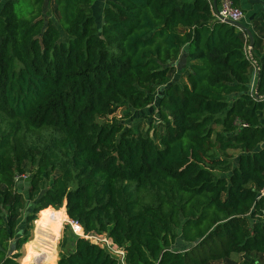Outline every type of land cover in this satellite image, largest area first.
Listing matches in <instances>:
<instances>
[{
	"label": "trees",
	"instance_id": "1",
	"mask_svg": "<svg viewBox=\"0 0 264 264\" xmlns=\"http://www.w3.org/2000/svg\"><path fill=\"white\" fill-rule=\"evenodd\" d=\"M52 1L64 36L46 0H0V264H20L39 213L42 228L70 219L107 233L127 264L264 254V50L249 58L213 0H106L100 26L96 0ZM180 59L183 84L171 80ZM157 91L159 136L99 121ZM229 149L235 165L219 156ZM21 174L34 203L18 228ZM58 247L51 264H121L70 223Z\"/></svg>",
	"mask_w": 264,
	"mask_h": 264
},
{
	"label": "rangeland",
	"instance_id": "2",
	"mask_svg": "<svg viewBox=\"0 0 264 264\" xmlns=\"http://www.w3.org/2000/svg\"><path fill=\"white\" fill-rule=\"evenodd\" d=\"M5 0H2L4 2ZM106 5V0H96L93 4V14L96 18V22L98 26L101 25V20L103 17L104 7ZM46 18L52 19L57 27L61 30L63 36L64 32L62 31L59 22L58 15L53 10V1L46 0ZM256 24V33L259 38V41L264 44V34L262 31V27L259 23V19L255 20ZM247 36V35H246ZM250 43L248 45V52L250 51ZM181 59L176 62L173 71L171 72V80L178 81L181 84L187 81L186 79V70L185 68L181 69L180 65ZM254 70V65H253ZM254 74V71H253ZM253 77V76H252ZM157 91L155 93L154 102L149 107L143 109H135L133 107L127 106L123 104L113 116H110L107 120L105 118H99V121L102 123H110L112 120L122 121L126 127L133 128L137 133L147 134L150 136L154 135L159 136L163 131L162 120L160 115V106H159V93ZM217 130H220L221 127H217ZM46 134V130L42 132H38L32 135V138L40 141L42 137ZM220 158H227L232 162L233 165L236 164L238 155L240 151L238 149H229L226 152L218 151ZM218 173L221 175H227L225 171L218 170ZM27 174H21L18 176L17 182L22 183L17 192L21 194L23 198V210L22 215L18 220V228L19 226H24L23 217L25 212L32 209L34 200L29 194L30 185L28 183ZM24 179V180H22ZM50 183V182H49ZM46 186V183H43L41 187ZM65 206V204H64ZM54 208V207H53ZM41 214L39 213L38 219L34 222V230L32 232V238L29 242H27L21 249L23 254L22 258L19 259V263L21 264V260L23 264H51L54 261V256L57 254L59 258V242L63 235V228L66 224H69V221L63 222L60 220H54L52 225H46L47 229L42 228L38 223L41 219ZM48 218V217H43ZM22 223V224H20ZM178 231V239L177 242L172 246V248H177L183 250L186 248L187 243L184 241L182 234L180 233V229ZM254 259L255 264H264V254L252 253L247 256L245 254L234 253L231 255L229 260L217 261L214 264H244L245 262H251Z\"/></svg>",
	"mask_w": 264,
	"mask_h": 264
},
{
	"label": "built area",
	"instance_id": "3",
	"mask_svg": "<svg viewBox=\"0 0 264 264\" xmlns=\"http://www.w3.org/2000/svg\"><path fill=\"white\" fill-rule=\"evenodd\" d=\"M212 9L215 18L221 22H227L228 20L241 22V20L244 18V12L242 8L237 6L234 0H220L219 6H217V8L215 9L214 5H212ZM248 55L249 58H251L250 52H248ZM253 65H254V74L251 82V91L253 92V95L256 96L255 83L260 68L255 61H253ZM69 223L74 233L89 240L92 243L98 244L101 247L106 248V250L110 254L118 258L121 264H127L126 251L123 248L118 247L113 241V239L107 233H102V234L97 232L86 233L79 222L70 220Z\"/></svg>",
	"mask_w": 264,
	"mask_h": 264
},
{
	"label": "crops",
	"instance_id": "4",
	"mask_svg": "<svg viewBox=\"0 0 264 264\" xmlns=\"http://www.w3.org/2000/svg\"><path fill=\"white\" fill-rule=\"evenodd\" d=\"M262 1L263 0H236L237 6L241 7L244 12V18L241 20V23L251 30L254 37L257 36L255 20L259 18L263 12ZM252 49L253 48H250L249 51L251 58H253V51H255L256 54L261 55L264 50V44L259 41L255 48ZM58 259L59 258H57V261ZM57 261L54 264H56Z\"/></svg>",
	"mask_w": 264,
	"mask_h": 264
},
{
	"label": "water",
	"instance_id": "5",
	"mask_svg": "<svg viewBox=\"0 0 264 264\" xmlns=\"http://www.w3.org/2000/svg\"><path fill=\"white\" fill-rule=\"evenodd\" d=\"M213 4L215 9L217 8V0H213ZM227 22L237 26L241 31L245 32V34L247 35L249 41H250V47L253 48L254 44H255V40H254V35L251 32V30L246 27L244 24H242L241 22H235V21H230L228 20ZM256 97H259L258 93L256 92Z\"/></svg>",
	"mask_w": 264,
	"mask_h": 264
}]
</instances>
